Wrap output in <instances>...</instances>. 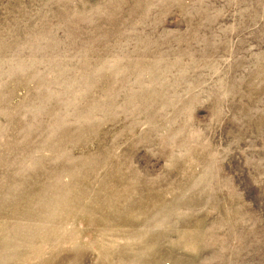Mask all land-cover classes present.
I'll list each match as a JSON object with an SVG mask.
<instances>
[{"label": "rangeland", "instance_id": "rangeland-1", "mask_svg": "<svg viewBox=\"0 0 264 264\" xmlns=\"http://www.w3.org/2000/svg\"><path fill=\"white\" fill-rule=\"evenodd\" d=\"M0 264H264V0H0Z\"/></svg>", "mask_w": 264, "mask_h": 264}]
</instances>
